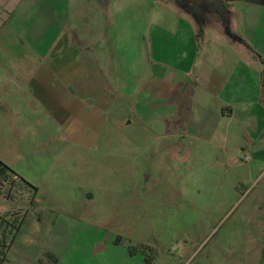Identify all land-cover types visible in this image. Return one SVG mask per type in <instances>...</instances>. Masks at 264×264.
I'll list each match as a JSON object with an SVG mask.
<instances>
[{
    "label": "rangeland",
    "instance_id": "1",
    "mask_svg": "<svg viewBox=\"0 0 264 264\" xmlns=\"http://www.w3.org/2000/svg\"><path fill=\"white\" fill-rule=\"evenodd\" d=\"M203 1L215 14L221 12L215 0ZM65 2L0 0V45L29 43L34 25L46 20L41 13L54 3L57 12L67 8L74 33L100 34L87 60L110 74L102 83L104 117L71 136L57 121L47 131L52 118L46 123L44 114L20 113L0 97V160L38 188L40 202L31 205L30 191L13 200L0 195V264L50 263L34 256L43 240L62 253V264H126L118 256L121 248L110 245L115 238L126 250L146 252L149 264H264V159H211L215 151L223 154L221 147L210 151L213 124L229 127L223 149L230 157L240 155L241 117L218 122L192 116L189 109L195 62L237 48L242 60H258L256 43L244 30L246 44L231 45L228 37L238 27L231 14H245L246 2H234L226 23L202 18L197 48L185 38L183 0ZM201 3L195 0L194 7L202 14L208 9ZM222 3L226 8L229 1ZM73 42L79 44L77 37ZM14 54L0 51L6 61L0 75L22 71ZM35 103L27 102L34 113ZM31 124L32 131L18 132V126ZM67 218L76 222L67 225ZM22 219L18 234L3 223ZM96 240L107 250L89 256ZM4 244L10 247L2 262Z\"/></svg>",
    "mask_w": 264,
    "mask_h": 264
},
{
    "label": "crops",
    "instance_id": "2",
    "mask_svg": "<svg viewBox=\"0 0 264 264\" xmlns=\"http://www.w3.org/2000/svg\"><path fill=\"white\" fill-rule=\"evenodd\" d=\"M228 1L222 15L220 12L215 14L210 7L208 11L201 14L199 9L194 7L195 0H183L185 10L180 17L186 22L185 38L189 44L197 48L198 26L202 18L207 22L214 21L218 17L225 21L229 13L226 11L232 9L234 2L238 0ZM239 1L246 2L245 14H231L238 27L237 32L229 33L228 37L232 42L231 45H236L238 42L246 44L242 38L244 30L245 35L256 43L258 60L254 63L242 60L240 54L242 49L237 48L231 49V52L226 55L215 56L212 61L206 59L201 64L194 61L192 65L197 75L190 80L193 84V92L189 98L191 99L189 109L192 111V116L200 113L214 117L218 122H231L233 118L241 117V125L237 127L241 138L240 155L230 157L229 153L223 149L229 144V127L213 124L208 130L209 148L211 151V146L221 147L223 154L219 155L215 151L211 159H243L247 154L251 156V159H264V88L262 85L264 79V4L251 0ZM32 3L33 1L24 3L26 5L23 8ZM64 5H66L65 0ZM47 10V13H41L45 14V22L36 23L33 31L29 33V43L14 40L12 44L0 45V51L3 53H15L11 55L15 58V66L23 68L22 71H18L17 75H0V97L5 105L18 106L19 111H17L20 113L32 116L44 114L46 123L47 116L52 118L51 123L48 121L45 125L47 131L53 130L52 125L57 121L59 123L57 126L73 136L78 132L88 131L92 122V126H97L99 116L104 117L106 91L102 83L108 81L109 76L106 77V75L110 74L100 63L93 68L88 61L89 53L93 52L91 47L98 44L101 39L100 34L95 37L94 31L90 32L88 29L86 33L83 30L80 34L74 33V28L70 21L68 22L67 8L57 12L54 3ZM97 10L102 9L97 7ZM22 12L25 13V11ZM41 14L37 13L33 20L35 22L39 20L38 17ZM61 21L65 22L60 23ZM262 26L263 29L259 33ZM74 36L77 37V43H79L77 45L73 42ZM83 45H86V48H83ZM1 61H6L0 60V67H4ZM30 100L36 101L38 111L35 113L27 104ZM22 101L26 102L23 103V107L27 108L22 107ZM4 115H7V112ZM32 125L28 127L20 125L17 127L18 132L32 131ZM24 135L26 134L22 136ZM36 202L33 207H39L40 202L37 198ZM73 222L76 221L68 219L66 224ZM50 224L54 226L55 223ZM99 241L101 240L91 243V248L87 253L89 256H97L107 250V247L99 244ZM51 242L43 240L34 256L43 258V261L44 258L50 259V263L43 264H62V253H59ZM110 245L115 249L121 248L118 256L123 258L126 264L146 263L145 255L137 252L130 254V251L123 248L120 241L118 242V238L112 240Z\"/></svg>",
    "mask_w": 264,
    "mask_h": 264
},
{
    "label": "trees",
    "instance_id": "3",
    "mask_svg": "<svg viewBox=\"0 0 264 264\" xmlns=\"http://www.w3.org/2000/svg\"><path fill=\"white\" fill-rule=\"evenodd\" d=\"M262 85L264 88V79L262 81ZM25 191H30L32 193L33 198L31 200V205L32 206L36 205V203H37L36 198H37V195L39 192L38 188L33 186L30 182L26 181L16 171H14L9 165H7L6 163H4L3 161L0 160V195L5 196L7 199L13 200L14 198H18L19 195H20V197L23 198ZM16 215H14L15 216L14 219L18 218V217H16ZM23 220L24 219H22L21 221H17V224H11V222L8 220H4L3 223L4 224L8 223V229L11 228L12 232H15V234H18V232L20 231V228L23 224ZM1 228L3 230H7V228L4 229L5 228L4 225ZM6 237H7V235L4 233L3 238L5 239ZM118 242H119V239H118ZM9 247L10 246H8L7 244H4V247H3L4 252L3 253L5 254V257L3 258L2 262L3 261L5 262L7 260V254L9 251ZM129 251L131 254H134L136 252V250L134 248H130ZM144 253L146 256V263L149 264V255H147L146 252H144Z\"/></svg>",
    "mask_w": 264,
    "mask_h": 264
},
{
    "label": "water",
    "instance_id": "4",
    "mask_svg": "<svg viewBox=\"0 0 264 264\" xmlns=\"http://www.w3.org/2000/svg\"><path fill=\"white\" fill-rule=\"evenodd\" d=\"M198 1H200V0H198ZM251 1H256L258 3L264 4V0H251ZM216 5H217V7H219L221 9L220 13L223 15L225 12V9H224V6L222 4V0H216Z\"/></svg>",
    "mask_w": 264,
    "mask_h": 264
},
{
    "label": "flooded vegetation",
    "instance_id": "5",
    "mask_svg": "<svg viewBox=\"0 0 264 264\" xmlns=\"http://www.w3.org/2000/svg\"><path fill=\"white\" fill-rule=\"evenodd\" d=\"M200 1L203 3V4L201 3L203 5V9L207 10L210 7L209 5H206L203 0ZM214 4L216 5V0L214 1Z\"/></svg>",
    "mask_w": 264,
    "mask_h": 264
},
{
    "label": "built area",
    "instance_id": "6",
    "mask_svg": "<svg viewBox=\"0 0 264 264\" xmlns=\"http://www.w3.org/2000/svg\"><path fill=\"white\" fill-rule=\"evenodd\" d=\"M250 159H251L250 155L247 154V155L244 156L245 162H248Z\"/></svg>",
    "mask_w": 264,
    "mask_h": 264
}]
</instances>
